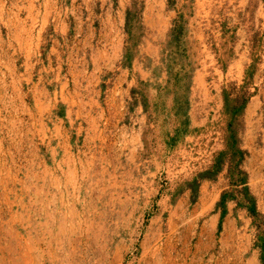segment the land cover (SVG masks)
I'll return each mask as SVG.
<instances>
[{"label":"rangeland","instance_id":"1","mask_svg":"<svg viewBox=\"0 0 264 264\" xmlns=\"http://www.w3.org/2000/svg\"><path fill=\"white\" fill-rule=\"evenodd\" d=\"M8 1L16 3H0V153L12 167L9 179L25 176L14 169L28 149L47 160L46 128L58 110L41 114L37 87L50 73L78 66L148 75L135 78L146 121L135 168L110 137L89 142L107 154L86 157L87 176L80 192L72 188L75 211L62 227L38 207L29 219L15 217L22 205L7 190V202L0 195V264H186L193 252L195 264H264V0H163V11L161 0H134L124 57L101 60L94 46L80 61L48 59L51 45L39 42L40 30L27 29ZM193 132L195 143L181 153L179 137ZM224 169L230 185L215 198L207 183ZM118 195L131 204L100 202ZM232 207L246 211L247 236L224 235Z\"/></svg>","mask_w":264,"mask_h":264},{"label":"crops","instance_id":"2","mask_svg":"<svg viewBox=\"0 0 264 264\" xmlns=\"http://www.w3.org/2000/svg\"><path fill=\"white\" fill-rule=\"evenodd\" d=\"M133 1L16 0L15 4L10 1L8 4L16 5V12L22 14H18L17 19L25 23L27 29L37 27V31L40 30V43L51 45L48 59H54L52 55L56 54L58 59L80 61L85 56L87 58L89 50L93 51L94 46L96 57L101 60L122 58L124 45L127 43L128 33L125 29L128 13ZM0 3L4 4V0H0ZM160 8L163 11V0ZM1 9L9 11L10 7ZM54 48L57 53H54ZM80 53L84 55L81 56ZM136 73L139 78L146 80L148 71H89L88 67L74 66L68 67L67 71H53L49 75V81L44 79L40 82L37 92L38 100L42 101L39 104L43 109L40 110L41 114L47 111L51 113V108L58 110V114L55 112L53 118L49 117L46 128L48 135L44 133L47 138V160L45 155L42 157L43 153L41 154L37 147L28 149L26 163L16 164L14 169H25V176L11 180L8 177L12 167L7 166L8 158L0 153V195L7 202V190H15V201L22 205V210L15 214V217L25 219L26 215L29 219L32 215L31 208L38 207L39 214H45L43 217L51 221L60 220L59 226L62 227L63 221L70 218L75 211L70 199L72 188L78 192L82 190L81 183L87 176L86 157L89 156V161L93 162L107 154L102 146L98 150L89 147V142L98 141L100 137L105 136L102 142H105L106 136L110 137L111 141L108 139V143L117 144L118 149L126 150L128 160L135 168V160L142 146L140 138L146 122L145 116L141 115L143 104L135 98ZM95 77L98 80H95ZM192 87L195 94V75ZM254 105L256 103L247 107V115L253 112ZM192 122L194 129L195 119ZM194 134L195 132L181 134V144L177 146L181 153H187L184 148L187 141L192 140L195 143ZM140 164L141 162L138 165ZM226 172L224 169L217 181L207 183L215 198L229 188V178H225ZM100 178L97 177V181ZM206 194L208 193L203 191V198H206ZM125 197L122 199L119 195L112 196L111 200L106 201L101 198L100 202L113 205L117 203L123 208L131 204L130 198ZM227 205L234 207L236 202L231 200ZM233 207L224 216V235L230 239L247 236L248 229L242 226L246 211ZM111 211L119 213L118 209L111 208ZM95 212H98V209ZM35 213L36 211H33V214ZM236 217L239 218V228ZM16 244L19 246L18 242ZM242 244L245 246L241 247L243 250H249V244ZM191 258L186 264H195V252ZM245 264H255V261L247 260Z\"/></svg>","mask_w":264,"mask_h":264}]
</instances>
